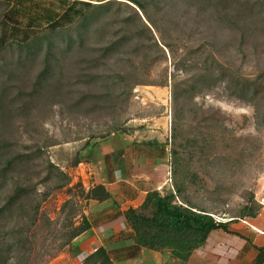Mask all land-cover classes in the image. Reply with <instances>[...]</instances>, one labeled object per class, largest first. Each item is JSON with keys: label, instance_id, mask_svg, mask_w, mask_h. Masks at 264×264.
<instances>
[{"label": "rangeland", "instance_id": "374dc122", "mask_svg": "<svg viewBox=\"0 0 264 264\" xmlns=\"http://www.w3.org/2000/svg\"><path fill=\"white\" fill-rule=\"evenodd\" d=\"M38 1L59 5L57 0ZM117 1L126 4L114 6L110 24H103L86 48L57 69L34 110H19L18 102L10 121L0 126L1 135L13 145V155L41 148L42 158L28 163V172L22 169L23 177L16 179L24 182L25 175L30 177L41 201L40 220L31 230L35 249L31 264H82L72 255V244L60 246L71 223L78 225L80 215L89 212L90 203L76 185L82 183L89 190L90 183L99 181L98 159L107 150L129 144L146 158L159 152L147 143L159 142L167 156L161 167L167 172L164 194L174 190L172 150L188 146L193 154L183 153L182 160L190 199L227 220L252 196L255 200L264 186V126L259 125L264 111V0H156V4L140 0L157 25L150 26L152 34L144 35L147 57L134 58L132 43L107 67L92 70L85 62L100 55L96 49L130 35V27L121 20L136 14L127 5L145 20L135 4ZM9 9L0 1V39L6 35L10 43L22 41L28 21L18 18L16 24L4 18ZM20 52L16 43L5 49L0 44V86L7 85L11 97L31 91L44 68L42 55L21 60ZM212 56L223 64L232 86L218 80L222 74L212 75L221 70ZM4 70L12 73L4 75ZM123 71L131 80L119 84L118 72ZM207 72V79H200ZM258 78L263 82L261 96L253 100L252 94L239 92V97L235 84ZM137 81L143 84L134 85ZM77 160L82 163L74 166ZM49 162L69 174L70 186L56 189L54 180L44 182ZM8 231L1 229L0 237H7Z\"/></svg>", "mask_w": 264, "mask_h": 264}, {"label": "trees", "instance_id": "16d2710c", "mask_svg": "<svg viewBox=\"0 0 264 264\" xmlns=\"http://www.w3.org/2000/svg\"><path fill=\"white\" fill-rule=\"evenodd\" d=\"M0 1L6 2L10 8L9 15H5L4 18L16 22V24H19L18 18H24L28 21L23 40H15L10 43L6 35H3L0 39L2 48L5 49L16 43L22 51L19 53L21 60L35 59L39 55L44 58V68L37 76L31 91H22L16 97H11L8 86L1 84L0 126L2 122L10 121L12 110H15L14 107L18 102L22 103L19 110L24 112L34 110L42 91L54 79L57 69H62L78 50L86 48L89 38L95 35L103 24L109 23L114 6L118 5L119 7L126 4L117 0H95L99 4H94L93 0H57L59 5L53 2L42 4L38 0ZM127 1L138 7L145 20L133 7L127 5L136 14L133 18L128 17L121 20L123 26L130 27L127 29L130 35L125 33L119 39L96 49L100 55L89 58L85 62L92 70L107 67L122 48L132 43L136 45L134 58L138 60L141 57H147L149 48L145 46L144 35L146 33L152 34L151 27L157 28V25L143 2L140 0ZM149 2L156 4V0H149ZM117 9L120 12V8ZM134 19L142 28L135 24ZM4 24L6 25V21ZM40 29L45 30L39 32ZM16 31L18 30L16 29ZM151 38L155 40L152 35ZM15 39L17 38L15 37ZM212 58L216 64L220 65L221 70L212 71L213 74L210 70L208 71L214 76L222 74L223 76L219 77L218 80L232 86L234 81L225 76L223 64H220L214 56ZM7 65L8 63L4 67L7 68ZM3 72L4 75L12 73L11 71L8 73L6 70ZM118 74L120 79L116 82L119 84L131 80L126 71L118 72ZM96 76L94 75V79L97 78ZM207 76L208 72L199 77L204 81ZM244 81V83L235 84L238 93L252 94L253 100L261 96L263 82L260 78ZM142 84L139 81L134 83V85ZM241 94L239 93V97L242 98ZM175 99L178 100L177 95H175ZM259 119H261L259 125L264 126V111L260 113ZM175 137H178L177 133ZM12 146L7 137L0 133V230H9L7 237H0V264H11L12 261L15 262L14 264H31V259L35 253L31 230L38 225L40 220L41 201L37 199V185L32 184L30 177L25 175L24 182H16V179L23 177L20 174L22 169L26 168L28 172V163H34L42 158L41 148L38 147L37 150L28 154L13 155ZM188 148V146L179 145L172 150V165L175 176L173 179L174 190L164 194L158 190L151 191L141 206L130 208L125 212V218L133 230L136 251L142 248L158 252L168 251L175 258L187 262L193 253L206 243L214 230L224 229L227 231L231 223L246 218H256L259 215L260 206L253 196L239 214L232 216L226 222H217L216 214L213 211L196 205L190 199L188 179L183 172V153L188 156L193 154L190 148L186 152ZM80 163L82 161L77 160L74 166H78ZM47 170L49 173L44 178V182L54 180L56 189L70 186L71 177L68 173L50 162ZM15 174H18V177H15ZM192 176L197 178L195 174ZM76 186L81 188L82 197L87 203L92 200L105 202L112 198L111 193L102 184L94 185L89 190H86L82 183H78ZM32 203H34V207L31 206ZM77 213L73 209L72 216H76ZM80 216L81 222L78 225L71 223V228L69 227V230L65 232V240L60 246L61 249L71 245L76 238L92 228L88 217L84 213ZM23 221L25 222L23 223ZM81 262L82 264H114L110 252L104 247H100L94 253L87 255ZM258 263L263 264L264 258L259 259Z\"/></svg>", "mask_w": 264, "mask_h": 264}, {"label": "crops", "instance_id": "0c3cea01", "mask_svg": "<svg viewBox=\"0 0 264 264\" xmlns=\"http://www.w3.org/2000/svg\"><path fill=\"white\" fill-rule=\"evenodd\" d=\"M147 144L156 145L157 156L142 157L133 148L135 146L126 144L119 149L107 150L105 156L99 157V181L89 186L104 185L112 198L105 202H89L87 217L92 228L73 241L75 259L81 262L104 247L114 264H259L258 260L264 258V210L256 218L231 223L227 231L214 230L187 262L168 251L145 248L136 251L133 230L125 212L141 206L149 192H161L167 176L166 169H161L167 157L165 149L159 142ZM83 181L86 182L84 178Z\"/></svg>", "mask_w": 264, "mask_h": 264}, {"label": "built area", "instance_id": "2783aa9c", "mask_svg": "<svg viewBox=\"0 0 264 264\" xmlns=\"http://www.w3.org/2000/svg\"><path fill=\"white\" fill-rule=\"evenodd\" d=\"M255 201L260 206V211L264 210V186H263V188H262V190L260 192L256 193ZM215 218H216L217 222H226V221H228L227 219L219 218V217H216V216H215Z\"/></svg>", "mask_w": 264, "mask_h": 264}]
</instances>
